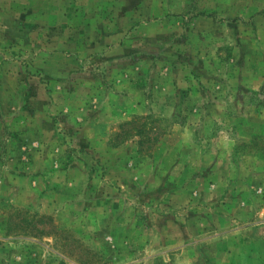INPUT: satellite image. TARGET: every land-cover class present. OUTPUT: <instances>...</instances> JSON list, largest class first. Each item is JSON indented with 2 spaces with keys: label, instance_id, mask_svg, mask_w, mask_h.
Returning <instances> with one entry per match:
<instances>
[{
  "label": "rangeland",
  "instance_id": "1",
  "mask_svg": "<svg viewBox=\"0 0 264 264\" xmlns=\"http://www.w3.org/2000/svg\"><path fill=\"white\" fill-rule=\"evenodd\" d=\"M130 1L6 2L0 264H264V0Z\"/></svg>",
  "mask_w": 264,
  "mask_h": 264
},
{
  "label": "crops",
  "instance_id": "2",
  "mask_svg": "<svg viewBox=\"0 0 264 264\" xmlns=\"http://www.w3.org/2000/svg\"><path fill=\"white\" fill-rule=\"evenodd\" d=\"M16 2H19L21 3L22 2V7L21 8H26L27 9V12L25 15H31L32 13L30 12V10H33V9H41V8H45V7H48L50 8L52 5H46V3H49V2H52V1H55V0H15ZM26 1V2H25ZM58 1H61V0H58ZM123 3L122 4H119V7L123 8V7H126V2L127 3H131L130 0H121ZM141 0H134V5L138 2H140ZM10 3L12 6H15L12 2V0H0V20L3 21L4 18H14L16 15H13L12 13H6L4 11V9H6L7 6V3ZM17 6H20V5H17ZM16 7V6H15ZM52 7L55 8V5H53ZM20 16L22 14H19ZM16 19V18H15ZM14 19V21H15ZM13 21V20H12ZM13 21V23H14Z\"/></svg>",
  "mask_w": 264,
  "mask_h": 264
}]
</instances>
